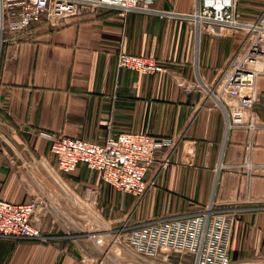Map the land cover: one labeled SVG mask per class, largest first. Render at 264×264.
I'll use <instances>...</instances> for the list:
<instances>
[{
	"label": "crops",
	"instance_id": "obj_1",
	"mask_svg": "<svg viewBox=\"0 0 264 264\" xmlns=\"http://www.w3.org/2000/svg\"><path fill=\"white\" fill-rule=\"evenodd\" d=\"M238 6L241 20L253 22L264 0H238ZM198 7L199 0H157L151 6L156 12L123 16L101 8L6 33L0 49V197L39 200L48 213L43 231L51 238L0 236V264H112L99 263L93 246L81 244L76 234L52 230L54 221L82 217L84 203L96 205L106 192L124 195L127 208L138 202L134 212L150 219L192 212L214 199L238 218L233 262L264 261V49L253 60L260 71L255 86L227 85L232 54L247 48L252 36L200 25ZM122 49L155 56L167 71L120 68ZM245 100H253L259 124L253 140L244 122L225 131L227 111ZM123 131L175 143L174 150L155 153L148 178L157 184L142 199L117 191L84 164L61 170L48 136L105 142Z\"/></svg>",
	"mask_w": 264,
	"mask_h": 264
},
{
	"label": "built area",
	"instance_id": "obj_2",
	"mask_svg": "<svg viewBox=\"0 0 264 264\" xmlns=\"http://www.w3.org/2000/svg\"><path fill=\"white\" fill-rule=\"evenodd\" d=\"M157 0H0V49L7 32L21 33L33 24L56 22L82 11L96 13L101 8H113L126 16L130 12H156L151 8ZM164 16L166 12H158ZM194 17L200 25L212 27L216 33L244 31L252 36L247 48L232 58L227 70V85L255 86L260 71L253 60L264 49V11L253 22H243L238 0H199ZM120 68H128L144 74L167 71L165 63L155 56H147L120 50L117 54ZM253 100H245L227 111L226 135L233 132L238 122H244L250 139L259 128L253 112ZM264 110V104H263ZM51 149L57 166L66 172L84 164L100 172L103 181L117 191L143 198L155 178L148 172L155 161L158 149L174 150L171 138L149 132L123 131L109 136L105 142H97L79 136L61 133L49 134ZM168 158L165 164H168ZM223 166L221 163L220 168ZM248 170L253 168L247 163ZM39 200L14 203L0 197V236L14 239L48 241L51 236L43 231L42 219L47 216ZM234 211L220 207L214 199L195 211L174 216L142 221L125 227L121 235L137 253L147 258L160 256H189L191 264H264L243 261L235 263L231 257L234 231L237 224ZM123 233V234H122Z\"/></svg>",
	"mask_w": 264,
	"mask_h": 264
},
{
	"label": "rangeland",
	"instance_id": "obj_3",
	"mask_svg": "<svg viewBox=\"0 0 264 264\" xmlns=\"http://www.w3.org/2000/svg\"><path fill=\"white\" fill-rule=\"evenodd\" d=\"M225 32H230V30ZM240 52L241 47L234 51L232 56L235 57ZM124 198L121 193H114L111 196L110 192H106L96 205L89 206L84 203L82 217L72 220L59 219L54 221L53 223L56 224V227L52 230L57 235L59 233L76 234V240L81 242V244L88 247L93 246L95 250L94 258L99 263L109 261L112 264H132V262L139 260L140 264H162L157 258L151 259L136 252V254L133 253V249L120 236L125 227L151 220L150 217H138L137 212H134L138 202L132 204V208H127L123 205ZM51 214L53 213L50 212L49 215ZM56 214L59 215L57 212ZM66 216L67 218L70 217L69 214ZM77 241L73 240L72 242L78 245ZM132 254H135V256H132ZM163 261L164 264L192 263L189 256L183 258L175 256L171 261L170 259Z\"/></svg>",
	"mask_w": 264,
	"mask_h": 264
}]
</instances>
